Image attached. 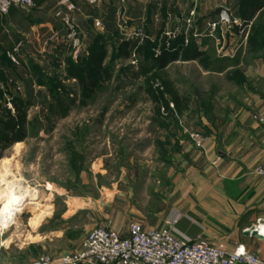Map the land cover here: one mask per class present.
Listing matches in <instances>:
<instances>
[{"label": "rangeland", "instance_id": "1", "mask_svg": "<svg viewBox=\"0 0 264 264\" xmlns=\"http://www.w3.org/2000/svg\"><path fill=\"white\" fill-rule=\"evenodd\" d=\"M169 1L81 0L75 41L61 22L58 44L38 59V106L24 107L11 136L19 140L4 130L0 141V164L10 163L33 196L0 229V264L58 263L97 226L123 235L133 222L154 228L181 202L195 162L187 159L186 171L180 139L202 149L245 78L212 47L200 52L197 9L182 15ZM7 197L0 185V211Z\"/></svg>", "mask_w": 264, "mask_h": 264}, {"label": "crops", "instance_id": "2", "mask_svg": "<svg viewBox=\"0 0 264 264\" xmlns=\"http://www.w3.org/2000/svg\"><path fill=\"white\" fill-rule=\"evenodd\" d=\"M169 2L173 4L172 0ZM177 3L182 15H188L195 7L202 16L200 52L212 47L220 54L219 62L238 70L244 68L245 83L237 91L238 97L226 103L227 112L209 124L214 130L202 149L187 138L180 139L179 154L186 161V171L187 159L195 162L189 168L194 174L187 171L188 177L193 178L190 186L183 188V184L181 202L172 204L164 221L156 227L140 224L147 229H162L168 217L179 211L183 214L176 226L179 237L210 244L222 242L230 251L244 248L264 262V234L258 229L264 224V178L254 173L264 162V0ZM220 7L229 11L230 24L214 15ZM59 9V0H35V8L28 12L15 8L0 17V55L4 60L0 68V118L7 111L14 114L7 108L9 99L4 97L8 94L14 112L13 99H20L24 105L28 100L37 101L42 88L38 82V59L50 48L46 43L63 34L61 20L56 17ZM212 22L221 24L214 37L206 35ZM67 32L66 28L64 33ZM8 55L15 56L18 64ZM203 168L211 173L210 179L201 176ZM250 229H257L263 240L246 236L244 233Z\"/></svg>", "mask_w": 264, "mask_h": 264}, {"label": "built area", "instance_id": "3", "mask_svg": "<svg viewBox=\"0 0 264 264\" xmlns=\"http://www.w3.org/2000/svg\"><path fill=\"white\" fill-rule=\"evenodd\" d=\"M80 1L59 0L60 9L56 17L67 28L69 40L78 36L73 14L78 10ZM82 1L90 5L96 2ZM15 8L28 12L35 8V0H0V17L8 15ZM220 25L219 22L210 23L211 33H216ZM58 41L59 37L56 36L46 46ZM8 57L14 64H18L15 56ZM1 66L0 55V68ZM7 108L14 113L11 102L7 104ZM203 142L201 138L196 139L198 146H202ZM254 173L264 178V162ZM182 217L181 212H174L162 229H147L142 224L133 222L127 235L111 225H100L87 234L77 251L64 255L58 263H54L51 258H40L33 264H264L258 256L244 248L230 251L222 242L210 244L204 240L192 241L179 237L176 226Z\"/></svg>", "mask_w": 264, "mask_h": 264}, {"label": "bare ground", "instance_id": "4", "mask_svg": "<svg viewBox=\"0 0 264 264\" xmlns=\"http://www.w3.org/2000/svg\"><path fill=\"white\" fill-rule=\"evenodd\" d=\"M0 185L1 191L7 192L8 196L0 211V229H4L7 224L18 220L25 202L33 196H31L30 188L18 179L11 164L6 161H2L0 164ZM31 205H36V203L33 201ZM258 229L264 234V224L260 225Z\"/></svg>", "mask_w": 264, "mask_h": 264}, {"label": "trees", "instance_id": "5", "mask_svg": "<svg viewBox=\"0 0 264 264\" xmlns=\"http://www.w3.org/2000/svg\"><path fill=\"white\" fill-rule=\"evenodd\" d=\"M94 59L98 64H100L102 59H103V54L97 55ZM3 61L4 60L2 58V65H3ZM98 73H99V71H98ZM80 79H82V78H80ZM84 80L82 79V84H85ZM38 82H39V84H41L43 86V84H42L43 82L40 81L39 76H38ZM13 102H14L15 107H16V113L11 114L9 111H7L6 113H4L5 116H2V118H0V141L3 144L9 138V137H6L5 131L10 133V138H9L10 142L20 139V137H17V136L11 137V136L13 135V133L15 134V133L19 132V130L23 127L24 122H25V116H26L25 110H23V109H24V107H28L29 105L32 104V100H28L26 105H24L20 101V99H13Z\"/></svg>", "mask_w": 264, "mask_h": 264}, {"label": "water", "instance_id": "6", "mask_svg": "<svg viewBox=\"0 0 264 264\" xmlns=\"http://www.w3.org/2000/svg\"><path fill=\"white\" fill-rule=\"evenodd\" d=\"M214 15L215 16H219L220 17V21L222 23L230 24L232 22V19H231L230 15H229V11L226 8H224V7H220L219 9H217L214 12ZM244 234L246 236H252V237H255V238L263 240V238H261L259 236V232H258L257 229H250V230L246 231Z\"/></svg>", "mask_w": 264, "mask_h": 264}]
</instances>
